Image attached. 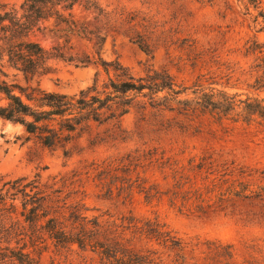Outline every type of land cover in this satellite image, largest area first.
<instances>
[{
    "label": "rangeland",
    "instance_id": "374dc122",
    "mask_svg": "<svg viewBox=\"0 0 264 264\" xmlns=\"http://www.w3.org/2000/svg\"><path fill=\"white\" fill-rule=\"evenodd\" d=\"M23 1L0 0V10L18 8ZM88 1L96 2L108 20L103 14L98 16L77 6L74 17L90 28H98L100 35L105 34L99 57L116 62L132 77H143L150 70L164 71L182 87L201 84L242 97H264L250 88L255 77L250 69L253 57L243 55L248 41L257 39L264 43V32H255L251 16L234 0ZM260 1L264 9V0ZM130 18L138 23L132 34L135 31L145 38L151 46L150 54L124 34L132 25L128 24ZM51 29L49 25L36 32L33 40L45 49L62 44ZM68 37L74 53L93 52L92 44L86 40ZM49 66L45 74L24 76L0 62V80L7 85L38 86L47 92L74 96L93 88L101 91L108 76L113 78L112 72L107 75L95 64L76 66L51 60ZM113 125L91 123L67 146L71 152L64 156L59 148L41 146L21 124L0 119V188L8 181L38 176L42 188L60 190L61 198L70 196L68 203L84 204L88 217L103 216L101 221L116 225L121 224L123 217L138 226L147 220L165 225L191 247L197 246L198 262L203 257L204 242L219 241L231 246V264H264V124H218L208 117L133 107L120 119L119 128ZM149 151L168 159L184 175H188L183 169L190 158L197 162L199 157L209 156L219 170L234 168L237 177L260 195L232 200L205 214L180 213L165 198L146 202L137 190L127 198L124 194L117 196L116 191L107 195L94 179L92 164ZM168 170L145 164L137 172L147 186L156 185L165 191L172 184ZM131 177L134 180L135 173ZM14 205L20 212V202L16 200ZM28 251L42 264H83L80 255L50 241Z\"/></svg>",
    "mask_w": 264,
    "mask_h": 264
},
{
    "label": "trees",
    "instance_id": "16d2710c",
    "mask_svg": "<svg viewBox=\"0 0 264 264\" xmlns=\"http://www.w3.org/2000/svg\"><path fill=\"white\" fill-rule=\"evenodd\" d=\"M234 1L251 16L255 32H264L261 1ZM75 6L98 16L103 14L96 2L88 0H24L18 8L0 10V62L6 66L24 76H34L49 72V62L58 60L76 66L95 64L107 75L113 73V78L108 76L101 91L93 88L74 96L47 92L38 86L7 85L0 80V119L21 124L41 146L59 148L68 156L71 149L67 146L91 123L113 122V126L119 128L120 119L133 107L208 117L218 124H264V97H242L201 84L182 87L164 71L150 70L143 77L134 78L116 62L102 60L98 49L106 36L100 35L98 28H90L77 20L73 14ZM103 16L108 20L106 14ZM129 23L132 25L124 34L150 54L151 46L145 38L135 31L132 34L138 23L134 18H130ZM49 25L62 44L45 49L33 37ZM69 35L92 44L93 52L74 53ZM243 55L253 57L250 69L255 77L250 88L264 95V43L257 39L248 41ZM143 163L160 171L169 169L170 189L162 191L156 185L147 186L137 172L145 166ZM228 169L219 170L211 157L201 156L197 162L195 158L188 160L183 169L188 175H184L169 164L168 159L157 157L152 151L92 164L94 179L106 189L107 195L116 191L117 196L124 194L127 198L137 190L148 203L165 198L178 212L195 214H205L232 200L260 195L237 177L234 168ZM134 173L136 177L132 180ZM60 193V190L42 188L38 176L31 180L21 177L3 184L0 188V264H42L31 256L28 248L46 241L80 255L83 264H231L230 245L204 242L203 257L198 262L195 260L197 246L191 247L165 225L147 220L138 226L124 217L120 225L101 221L103 216L88 217L84 204L68 203L70 196L61 198ZM16 200L20 202L18 213Z\"/></svg>",
    "mask_w": 264,
    "mask_h": 264
}]
</instances>
